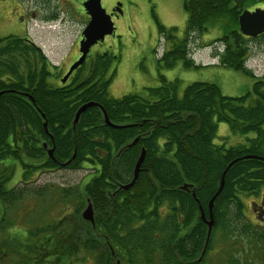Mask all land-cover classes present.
I'll return each instance as SVG.
<instances>
[{"label": "trees", "instance_id": "obj_1", "mask_svg": "<svg viewBox=\"0 0 264 264\" xmlns=\"http://www.w3.org/2000/svg\"><path fill=\"white\" fill-rule=\"evenodd\" d=\"M263 1L186 0L184 8L188 19L185 34L177 36L175 27L169 29L168 35L164 27L160 30V34L171 42L170 49L165 50L161 57L162 62L166 67H173L182 59L186 68L198 67L189 57V38L191 32L205 33L209 23L211 27L218 25L223 28V33L226 32L220 39L225 47L220 56L221 64L255 76L245 67L249 49L245 45L247 39L238 30V18L243 9ZM25 54L34 55L33 58L30 56L33 67ZM52 67L36 44H26L14 36L0 40V92L7 85V76H15L17 81L27 84L34 70L35 83L29 86L31 94H27L30 99L33 98L34 104L14 93L5 92L0 97V159L9 156L21 158L24 155L35 164L23 163L24 167H33L36 173L42 169L77 170L83 160L91 159L88 156L99 160L101 170L85 192L91 202L96 198L99 203L96 206V228L90 226L89 232L93 233L94 230L104 234V241L107 240L105 250L109 249L111 237L116 245L128 250L130 259L136 250H145V240L157 233L154 224L160 223V209L165 204L171 209L170 217L181 211L187 222L197 221L196 231L202 230L204 238L207 234L198 219V208L201 206L206 212L209 210V203L220 186L226 167L244 155L264 157V78L258 77L254 84L255 97L252 92L236 97L224 95L220 86L212 82H193L179 96L177 86L163 79L159 87L149 89L147 96L128 95L116 99L108 93L110 81L103 79L90 90L78 88L66 92L55 88L49 84ZM99 70L95 75L100 74ZM24 85L16 83L12 89L26 90ZM93 99L106 110L112 123L123 127L114 129L108 126L102 110L92 107L82 114L74 128L78 109ZM219 122L229 123L236 134L254 136L248 137L246 143L227 147L224 142H216ZM18 130L22 138L16 137ZM47 130L54 135L52 140ZM12 136H15L13 143ZM49 138L55 148L53 159L47 156L43 148V140ZM136 139L138 141L129 147ZM113 142L120 147L118 151H112ZM143 149L145 159L142 170L130 190L144 192V208L148 210L144 221L149 228L144 231V237L139 230L141 228L127 229L126 235L120 236V231L125 232V229H120L118 225L140 224L142 218H138L134 211L128 212L126 217L113 214L114 202L104 192L114 191L117 181L132 180ZM100 153L104 154L102 159ZM66 159L71 160L65 164L57 163ZM120 161L121 164L116 166ZM184 184L190 185L189 191L181 188ZM130 190H127L128 193ZM262 191L264 161L239 160L228 170L224 188L215 200L213 211H219L220 220L227 223L226 215L231 213L230 204L234 201L232 195ZM14 198L8 196L6 199L12 203ZM50 226L48 230H53L54 224ZM12 237L15 243L4 246L9 251L6 254L0 252V264H75V253L63 247L62 242L58 243L53 232L43 240L38 239L39 243H35L34 247L25 241L27 238H22V233ZM261 238L264 240V237ZM90 249L95 250L93 246ZM7 256L12 261H6ZM99 256L98 264H112L109 252Z\"/></svg>", "mask_w": 264, "mask_h": 264}, {"label": "rangeland", "instance_id": "obj_2", "mask_svg": "<svg viewBox=\"0 0 264 264\" xmlns=\"http://www.w3.org/2000/svg\"><path fill=\"white\" fill-rule=\"evenodd\" d=\"M114 1L117 0H102V5L109 11ZM124 1L129 7V15L123 21V28L119 27L117 30L121 37L115 49L117 52L121 51L122 62L111 83V96L114 98H121L127 94L147 96L150 88L159 87L165 79L166 82L177 86L179 96H182L185 88L193 82H212L220 86L224 95L236 97L252 92V96L255 97L254 84L258 77L264 78V38L245 41L250 55L246 66L255 76L246 75L241 70L221 64L220 56L225 47L220 39L226 32L223 33V28L218 25L211 27L209 23L206 25L208 29H205V33L191 32L189 38V56L199 66L188 69L183 60L179 59L173 67H166L161 59L166 43L160 30L164 27L168 35L169 29L175 27L174 33H177V36L182 37L185 34L188 16L184 8L186 0ZM77 8L72 0H0V19L4 13L10 14L11 11L16 13L17 18L22 12L31 13L35 10L38 17L30 19L28 34L47 57L59 65L58 68L63 73L71 62L78 59L83 22L82 17L77 14ZM131 14L134 18H131ZM10 34L24 37L22 35L25 32L21 31L17 24L8 28L0 24V37ZM108 44L107 39L106 47ZM252 136L254 134H236L229 123L219 122L216 142H224L230 147L246 143L248 137ZM4 164L19 165L13 181L8 183V186H11L18 180L24 168L20 161L12 158ZM87 173L88 169L47 172L39 176L33 184L25 186L26 192L18 202L5 201L4 208L0 207V252L8 253L9 249L4 246L15 243L12 236L18 233H22L24 236L22 238H27L25 241H29L34 247L35 243H39L38 239L43 240L53 232L58 243L62 242L63 247H68L67 249L75 253V264H98L97 252L89 251V245H86L84 252L81 253L80 248L83 247L77 243L74 236L79 223V215L76 213L79 208L78 204L76 205L79 186L81 187ZM92 176L93 174L87 180ZM41 187L51 191V194L47 191L43 195L28 192L30 189L39 191ZM65 188L67 192L64 191ZM66 198L67 202L62 206ZM62 211L68 213L62 218L63 223L59 222L63 215ZM50 224H54L53 230H48L51 229ZM64 236H67L69 241L65 242ZM6 261L10 262L12 258L7 256Z\"/></svg>", "mask_w": 264, "mask_h": 264}, {"label": "flooded vegetation", "instance_id": "obj_3", "mask_svg": "<svg viewBox=\"0 0 264 264\" xmlns=\"http://www.w3.org/2000/svg\"><path fill=\"white\" fill-rule=\"evenodd\" d=\"M72 1L78 6L77 14L82 17L83 31L89 24L91 19L90 15L87 13L84 7V3L87 0ZM119 3L121 4V12L116 11V8H118L117 5ZM261 3L263 2H259L258 4L252 5L245 9H248L250 11H254L257 8L264 9V4ZM106 12L111 16V19L114 22L115 31L113 35L107 36L104 42L98 43L97 45L93 46L84 63L77 69H75L66 80H64V78L68 74L70 67L82 56L80 49L77 54L78 59L73 63L71 62V65L69 64L67 69L63 73L60 72V69L58 68L59 65H56L51 60H49L53 65L51 70L52 76L50 77L51 81L49 84L53 85L55 88L69 92L72 89L78 88H80L81 90H90L96 82L103 79L105 81H110V85L108 88V93L110 95L111 83L114 81L116 71L122 62L121 51L117 52V50L115 49L117 43L120 41L119 38L121 37V34H118L117 30L119 27L123 28V21L125 20V18L127 19L129 15V7H127L124 0H117L113 2L110 10H106ZM22 13L17 18L16 13H14L13 11H11L10 14L4 13V15L1 16L0 24H2V26L5 28L17 24L21 31L24 30L25 34L22 35L24 37H20L17 34H10L0 37V40H3L9 36H14L22 39V41L26 44H35L33 39L28 34V24L30 22V19L37 18L38 14L35 10L31 13L26 11ZM131 18H134L132 14ZM18 20L20 21L18 22ZM241 36L247 40H258L264 38V33L256 37L247 36L241 33ZM80 38L81 40L83 39L82 36ZM107 39L109 41V44L106 47L105 43ZM165 43V50H169L171 47V42L167 40L166 37ZM30 56L32 58L34 57L33 54H25V58L30 61V64L33 67V64L31 62L32 59ZM98 69H100V74L95 75ZM111 71L113 72L110 73ZM33 77L34 70L32 71V76L30 77L29 81L27 82V84H25L24 82L17 81L15 76H7V85L1 92H3V94L5 92L14 93L15 95L25 98L26 101L34 104L28 96L29 94H31V91H29V86H33L35 84L33 83ZM16 83H22L23 85L25 84L24 86L26 90H20L19 88L16 90L12 89L14 84ZM128 95L139 94H127L122 96L121 98L116 99H122L123 97ZM110 97L114 98L111 95ZM89 101L95 102L94 99ZM14 137L15 136H12L11 143H13ZM16 137L22 138L20 130L17 131ZM50 138L52 140V137ZM50 138L43 140V148L45 149V153L47 154V156L53 159L54 153L53 156H50L48 152L50 149H53ZM119 148L120 147H117L113 142L112 151H118ZM103 156L104 154L100 153V159H102ZM125 156L126 154L122 157V159L125 158ZM257 156L263 157L260 155ZM74 157L76 156L74 155ZM88 157H90L91 159L84 158L85 160L82 161V164L79 168L81 170L88 169V173L84 176L81 187L79 186V197L77 198L76 203V205L78 204L79 207L77 209V213L79 215V223L77 224L78 231L74 234V236L77 239V243L83 247L80 248L81 253L84 252V248L86 247V245H89V251L97 252L98 257H100L99 255L101 253L108 254L109 252V257L112 261V264H264V240L261 238L264 237V191L260 193L251 192L250 194L240 192L232 195L231 198H233L234 201H232L230 204L231 213L226 215L227 223H222V221L220 220L221 217H219V211L214 212L212 210L214 225L210 240L208 241L207 245V236H205V239V237L203 238L202 230L198 232L196 231L198 227L197 223L187 222L185 216L181 211L177 213V218L170 217L169 215L171 209L167 206L168 204H165L160 209L162 212L159 220L160 223L154 224L156 225V227L154 228L157 230V233L145 240V250H136L134 253V257L130 259L127 254L128 250L124 249L122 246L120 247L116 245V241L111 236L110 237L112 241L111 244H109V249L105 250L104 244L107 243V240L104 241V234H100L98 231L94 230H92L93 233H90V226L91 228H94V226L96 228V224L93 225L91 222L86 221L82 216L83 210L85 209L89 200L88 194L85 192V190L95 178V175H97L98 171L101 170V164L99 160H95L92 156ZM11 158L17 162L20 161L24 169L23 173L18 176L19 178L17 181H15V184L8 186V183L10 181H13L12 178L15 176L14 173L16 171V168L19 167L18 164H4L5 161ZM19 158L9 156L6 159H0V174L4 172L3 175H0V207H3L5 205L4 202L8 200L6 199L8 196H12L13 198L15 197V201L13 203L18 202V199H21V196L26 192L25 186L27 184H33L39 176L47 172L69 170L65 168L52 170L42 169L36 173L33 167L25 168L23 164L25 163L35 165L32 159H28L24 155L20 159ZM248 159H258L264 161V158H244V160ZM25 160H27L28 162H25ZM70 160L71 159H66L65 162L59 161L57 163L65 164L66 162H70ZM121 161L117 162L116 166L120 165ZM91 174H93L92 178L90 180H87V178ZM112 183L115 185L116 182H111V184ZM126 184H128L126 180H123L122 182L117 181V187L115 186V190L105 191L104 195L107 194L108 197H110L109 199L113 200L114 202V209L112 212L113 214H119L122 217H126V214L128 212L134 211L135 215L138 218H142L140 224L131 226L126 224L118 225L120 229H125V232L120 231V236H125L127 229L141 228L139 230L142 231V235L144 237V231L146 232L149 228V226H147L144 221V215H146L148 212V210L146 211V208H144V192L140 193L130 190L128 193V191L122 190L123 186ZM44 191H47L48 194H51V191H48L43 187H41L39 191H33L30 189L28 192H34L36 195H42ZM64 191L67 192V188H65ZM66 202L67 198L62 206ZM92 202L93 204H95L94 213L96 217V214H98L96 211V206L99 205V203H97L98 201L96 202V198L92 199ZM242 206H244V208ZM198 212H200L198 215V219L203 223L207 234L208 225L202 218V212L204 213L206 220L209 221L211 219L210 208L206 212L203 207L199 206ZM67 214L68 213H63V215L59 219V222L63 223L62 218ZM166 221L168 222L166 223ZM64 241H69L67 236H64ZM91 246H93L95 250H91ZM111 247L115 252V254L113 255L110 252Z\"/></svg>", "mask_w": 264, "mask_h": 264}, {"label": "water", "instance_id": "obj_4", "mask_svg": "<svg viewBox=\"0 0 264 264\" xmlns=\"http://www.w3.org/2000/svg\"><path fill=\"white\" fill-rule=\"evenodd\" d=\"M84 7L87 11V13L90 15L91 19L89 24L86 26V28L82 31V37L83 39L80 41V52L82 54L81 58L76 61L71 67L68 72V74L65 76L64 80H66L72 72L77 69L80 65L84 63L86 60L87 55L89 54L91 48L95 46L98 43H102L105 41V38L107 36L113 35L115 31V26L114 22L111 19V16L107 14L106 10L102 7V0H87L84 3ZM118 8H116V11L121 12V4L119 3L117 5ZM239 28L240 31L247 36H252L256 37L262 33H264V9H256L255 11H249L245 10L240 16H239ZM3 94V92H0V96ZM33 100V98H31ZM34 101V100H33ZM92 107H99L105 117V123L108 126L114 127V124L110 121L106 110L100 105L99 103L90 101L87 103H84L77 111L75 120H74V128L79 123V120L82 116L83 113H85L88 109ZM45 127L47 128V123H45ZM138 139H136L132 144L129 145V147L133 146ZM50 156H53L54 153V147L53 149H50L49 151ZM263 158V157H258L254 155H246L243 158ZM241 158V159H243ZM145 159V149L142 150L139 159L137 160V163L134 168V174H133V179L132 181L123 186V190H129L131 187L134 186V184L137 182L140 172H141V166L144 162ZM240 159H236L229 163V165L226 167L224 170L221 181H220V186L215 193V195L212 197L210 203H209V208L211 211V219L209 221L206 220L204 213L202 212V218L206 221L208 225V235H207V240H206V245L208 241L210 240L213 225H214V218L212 215V210L214 207V202L216 198L221 194L224 185H225V178L227 175L228 170ZM183 190H190V185L189 184H184L181 187ZM194 192V191H193ZM194 197L196 196L195 193H193ZM83 218L86 221L91 222L93 225H95V213H94V207L91 202V200H88V203L83 210L82 213ZM113 254L114 251L112 250Z\"/></svg>", "mask_w": 264, "mask_h": 264}, {"label": "bare ground", "instance_id": "obj_5", "mask_svg": "<svg viewBox=\"0 0 264 264\" xmlns=\"http://www.w3.org/2000/svg\"><path fill=\"white\" fill-rule=\"evenodd\" d=\"M189 43H190V41H189ZM114 124V128H119V127H123L121 124H117V123H113ZM73 127H74V124H73ZM46 129H48V128H46ZM47 135H49L50 137H53L54 135L50 132V130H47ZM249 155V154H248ZM244 156H246V155H244ZM244 156H242V157H239V158H236V159H240V160H242L241 158H243ZM254 156H257V155H254ZM259 157V156H258ZM264 158V157H263ZM236 159H234V160H236ZM244 159V158H243ZM233 160V161H234ZM238 162V161H237ZM231 163V162H230ZM141 170H142V166H141ZM133 174H134V172H133ZM132 179H133V177H132ZM139 179V178H138ZM132 181V180H131ZM130 181V182H131ZM138 181V180H137ZM221 181V180H220ZM130 182H128V184L130 183ZM136 184V183H135ZM134 184V185H135ZM127 185V184H126ZM134 187V186H133ZM133 187H131L130 189H132ZM129 189V190H130ZM123 190V189H122ZM125 191H127V190H125ZM173 216V218H177L178 217V215H176V214H173L172 215ZM197 221H194L193 223H196ZM207 235H208V232H207Z\"/></svg>", "mask_w": 264, "mask_h": 264}]
</instances>
